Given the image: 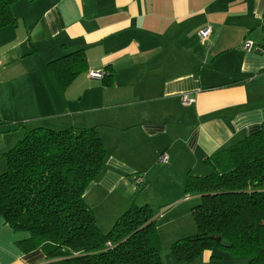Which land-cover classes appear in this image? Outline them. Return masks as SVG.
<instances>
[{"label":"crops","instance_id":"obj_1","mask_svg":"<svg viewBox=\"0 0 264 264\" xmlns=\"http://www.w3.org/2000/svg\"><path fill=\"white\" fill-rule=\"evenodd\" d=\"M11 11L17 26L0 30V160L30 130L96 128L108 157L84 197L97 223L131 208L127 190L137 174L148 184L161 154L188 174L264 124V0H20ZM247 40L263 53L242 50ZM80 51L88 70L62 92L49 64ZM92 71L112 72V84ZM185 94L195 102L182 104ZM182 192L151 208L163 264H246L220 250L173 256L198 234L201 199ZM29 238L0 218V264H47L41 249H22Z\"/></svg>","mask_w":264,"mask_h":264},{"label":"trees","instance_id":"obj_2","mask_svg":"<svg viewBox=\"0 0 264 264\" xmlns=\"http://www.w3.org/2000/svg\"><path fill=\"white\" fill-rule=\"evenodd\" d=\"M19 1L0 0V30L17 26L11 10ZM85 57L80 51L49 64L62 92L88 70ZM105 81L112 84V72ZM261 127L207 159L205 176H187L185 195L199 196L201 203L192 210L198 234L171 247L179 262L220 250L246 264H264ZM107 157L96 128H36L3 155L7 168L0 176V218L29 234L22 249H41L47 264H163L150 207L132 206L112 231L102 233L85 203V193L102 175Z\"/></svg>","mask_w":264,"mask_h":264},{"label":"rangeland","instance_id":"obj_3","mask_svg":"<svg viewBox=\"0 0 264 264\" xmlns=\"http://www.w3.org/2000/svg\"><path fill=\"white\" fill-rule=\"evenodd\" d=\"M2 163L5 159L0 160ZM157 165V164H156ZM152 165L153 171L150 174L149 180H147L148 184L145 187L136 186L135 182H133V186L127 190L126 197L128 198V202H130L129 208L135 205L141 206L143 201L148 202L151 204L150 208L154 207L155 205H161L164 203L172 202L177 196L180 195L181 187L183 186V195H185V185H186V178L188 174L191 176H205L209 173L208 168L204 164L197 165V169L191 170L188 174L184 171L183 168H175L173 167L172 171H169V167L167 165L159 164V166ZM205 169V173L200 172V170ZM6 169L0 170L1 174H4ZM141 176H145L142 174H137ZM155 175V179L153 176ZM134 188V190H133ZM133 190V191H132ZM137 191V192H136ZM122 193V190H121ZM130 208V209H131ZM160 208L157 207L155 210ZM119 213H116L112 216H118ZM99 227L102 230V233H107L112 231V228L116 221H112L111 219H102L103 217L99 215ZM159 233V232H158Z\"/></svg>","mask_w":264,"mask_h":264},{"label":"built area","instance_id":"obj_4","mask_svg":"<svg viewBox=\"0 0 264 264\" xmlns=\"http://www.w3.org/2000/svg\"><path fill=\"white\" fill-rule=\"evenodd\" d=\"M212 34V28H210L209 26L204 27V29L202 28V30L199 32V37H200V41L202 43H206L207 40H209V38L211 37ZM242 50H244L245 52L248 53H263V49L256 47V45L252 42V41H244L242 46H241ZM108 73L106 71H92L88 73V78L89 79H97V80H104L106 79ZM182 104H189V103H193L195 102L194 99H190L189 96L187 94L183 95L182 97ZM170 161V157L168 156V154L164 153L161 154L160 157L158 158V163L159 164H163V165H168ZM135 182L136 186H140L142 187L144 185V177L141 175H136L135 176V180L133 181ZM164 211H162L160 213V216H163Z\"/></svg>","mask_w":264,"mask_h":264},{"label":"water","instance_id":"obj_5","mask_svg":"<svg viewBox=\"0 0 264 264\" xmlns=\"http://www.w3.org/2000/svg\"><path fill=\"white\" fill-rule=\"evenodd\" d=\"M217 241L220 242V239H218Z\"/></svg>","mask_w":264,"mask_h":264}]
</instances>
